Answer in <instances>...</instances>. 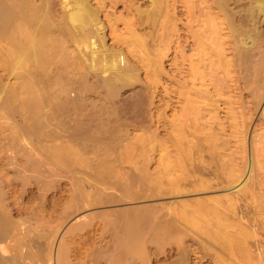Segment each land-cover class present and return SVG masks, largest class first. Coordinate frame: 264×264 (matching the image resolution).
<instances>
[{
	"label": "bare ground",
	"instance_id": "bare-ground-1",
	"mask_svg": "<svg viewBox=\"0 0 264 264\" xmlns=\"http://www.w3.org/2000/svg\"><path fill=\"white\" fill-rule=\"evenodd\" d=\"M181 1L188 16L184 28L177 22L178 11H171L176 7L173 1L171 10L169 3L167 9L163 7L165 14L169 12L167 25L172 19L169 29L166 27L168 30L161 22L162 11L158 13L157 8L156 14L153 11L161 1L149 0V5L144 6L146 11L152 9V14L160 16L159 23L168 31V38L162 32L166 35L160 37L159 42L155 40L157 33L153 34L155 29H151L148 40H139L134 32L136 40L131 37L132 40L148 45L154 52L156 49L155 53L148 54L147 48L145 52L136 50L137 46L131 49L133 43L129 42L130 38L125 40L126 36L121 38L125 40V47H105V26L99 18L100 10L90 0H61L60 19L54 17L51 0L41 4L32 0H0V41H7L5 50L11 61L7 81L0 85V129L4 127L10 134L32 132L39 139L37 144L45 140L42 147L45 151L46 147L50 148L49 155L46 153L40 160H53L65 166L72 164L73 159H82L84 151L96 153L98 147L116 148L125 142L132 143V138L136 139V144L146 146L149 137L147 134L143 137L144 133L151 128L165 131L170 137L169 144L165 140L167 136L155 139L160 148L155 186L164 196L183 197L178 205L187 208L179 218L167 221L156 220L146 207L130 218L122 216L114 236L127 243L121 251L123 261L125 254L138 255L140 245L139 251L143 254L149 241H159L162 235L176 236L175 233L185 227L190 244L198 249L197 255L202 259L217 258L227 262L225 264H264V124L259 126L264 122V105L259 106L264 94V0ZM166 2L170 1L163 0L164 6ZM97 40L101 42L100 50L96 47ZM168 42L173 43L172 68H165ZM126 47L132 51L134 60L128 58ZM17 68H24L26 72L15 71ZM65 72L77 76L76 84L64 77ZM141 72H144L142 77ZM13 76L21 77L16 84L10 81ZM242 83L243 88L248 86L250 90L248 105L241 96ZM125 86H130L129 94L116 99ZM230 86L235 94L223 97L224 90H228L227 94L232 91ZM90 92L97 99L90 97ZM61 93L71 95L72 99H64ZM237 95V100L233 99ZM219 101L233 105H227L226 109L223 106V118L218 116ZM50 104L63 109L68 116L72 115L71 109L80 105L85 110L72 118L71 131L59 142L56 139L60 134L43 130L51 120L47 112ZM145 121L150 123L145 125ZM137 128L142 129V134L132 135L131 131ZM106 133L109 134L107 139L101 137ZM74 134H79L78 138ZM225 135L231 136L234 142ZM106 162H102L103 166L97 164L106 169L105 174L112 173V166ZM99 165L97 170L100 171ZM103 170L100 171L102 176L110 179ZM140 170V175L131 177L129 182L122 181L123 184L118 180L117 184L126 186V182L132 184L137 179L143 183L148 179L145 162L141 163ZM191 195L196 197H185V200L184 196ZM166 207L170 208V204ZM4 214L0 213V264H25L24 258H17V252L7 254L11 224ZM181 238L184 240L183 236ZM181 244L179 251L184 254L186 245L183 246V241ZM143 255L141 257L148 259V262L142 259L143 262L149 264V257ZM51 257L48 259H53ZM56 257V264H67L62 263L60 254ZM43 261L46 264L45 259ZM127 262L125 264H129Z\"/></svg>",
	"mask_w": 264,
	"mask_h": 264
},
{
	"label": "rangeland",
	"instance_id": "rangeland-1",
	"mask_svg": "<svg viewBox=\"0 0 264 264\" xmlns=\"http://www.w3.org/2000/svg\"><path fill=\"white\" fill-rule=\"evenodd\" d=\"M32 1L36 4H41L44 0ZM51 1L54 17L56 19H60L63 8L61 0ZM159 1L161 2L158 3V5L155 7V10L153 11H156L154 12L155 14L158 11V13L162 11L161 13H163V15L161 13L159 15L161 16V18L164 17L163 20L165 22L160 18L159 15L152 14V9L146 11L144 6L146 5L145 7H147L149 5V0H90V2H92L95 6H98L100 10L99 18L105 26V47L109 49L115 47H125V40L129 41L131 39L129 41L130 43H133L130 45L131 49L137 46L136 50H138L139 48L138 51L145 52L147 50H150L149 53L147 52L148 54H150V52H154L152 51L154 50L153 48L151 50V48H147L148 45H141L140 43L135 42L134 40H136V35V38H138L139 40L141 38L148 40L150 37L149 34L154 29L155 31H153V34L154 32L157 33H155L156 35L154 34L156 41H158L160 37V39H162V37H164L166 34L168 38V31L165 32L164 30L169 29V24L171 23L172 19L169 21L168 26L167 22L170 19L169 12H166V14L164 12L167 9V3H169L170 5L171 1H173L174 3L175 0H168L170 2H166L165 6V2L162 3L163 0ZM173 3L172 5H176V7H172V5H170L168 6V9L171 10L170 8L172 7L173 9L171 11H173L174 9L178 11L179 19L177 22L180 26H183L182 28H184V24L185 22L187 23L188 16L187 13L184 12L185 10H183L184 8L181 4L183 2L181 0H177L176 3ZM163 7H166V9H164ZM156 8L158 9V11ZM140 9L143 11H139L138 13V10ZM144 9L146 12H144ZM142 12H144V15ZM148 14L149 17L147 18ZM153 15L154 17L152 18ZM150 18L152 19L150 20ZM159 19H161V22L162 24H164L165 29L162 27L161 23H159ZM158 28L159 30H157ZM133 29H135L137 32L135 30L131 31ZM134 32L136 33V35ZM162 32H165L166 34H164L163 36ZM130 33L132 35H130ZM124 37L125 40H123ZM131 37L134 38V40H132ZM121 38L123 39L121 40ZM100 43L101 42L99 40L96 41V47H98L97 49L99 50L102 48ZM156 44L158 43L156 42ZM150 45L152 46V43L149 44V47ZM167 45L168 60H165V68H172L170 64L172 61L173 43L168 42ZM7 46V41L5 39H2L0 41V59L2 60V63L0 60V85L7 81L11 66L10 57L9 55H7L5 50ZM144 48H147V50ZM125 49L128 58L131 61L134 60L135 57L132 54V51H128L127 47ZM19 70L25 71L24 68L15 69V71ZM140 74V76L142 77L144 75V72H141ZM63 75L64 77H67V79L71 83H75L77 78L76 75L70 72H65ZM20 78L21 77L16 79L13 76L10 77V81H15L13 83L16 84L20 80ZM165 83L168 84L169 80L165 81ZM242 86L243 83L241 87ZM230 88H232V91H230L231 93L229 92L230 95L227 94L228 90H226L227 92L224 90L223 97H232L231 94H235V92L233 93L234 88L232 86H230ZM248 88L249 87L247 86V88H243L244 90L242 89L243 95L241 96L243 97L245 105H248V100L250 99V94H248L250 90ZM130 90V86L123 87L118 92L116 99L119 97L126 96L127 94H129ZM121 93H123L122 96ZM72 94H74V92ZM78 94H84V92H79ZM89 95H91L90 97H94V99H97V96H93L92 92H90ZM61 96L64 99H72V96L69 94L61 93ZM237 98L238 95L236 97H233V99L236 100ZM218 103L220 105V108L217 109L219 111L218 116H221L223 118L225 117V107L231 104L229 103L223 105L222 101H219ZM260 105H264V94L262 95V99L259 106ZM51 106L52 105L50 104L47 111L49 112L51 120L47 123L46 127L43 130H54L56 134H60L61 137L56 139V141L59 142L61 138H65L63 136L68 135V131H71V126L74 124L72 118H74V116L78 115L79 113L85 112V110L82 105H80L77 109H71L69 112L72 115L68 116L63 109L53 108ZM223 106L225 109L223 108ZM89 108L90 105L88 106V109ZM258 108L255 111H258ZM22 121H25V119H23ZM255 122H257V119ZM149 123L150 121H145L143 124L147 125ZM263 124L264 122H260L259 126L261 127ZM6 130L3 127L0 131V197L2 198H0V208L2 209H0V213L4 214L7 212L6 214H4L6 216L5 220L11 224L9 225L11 227H9L8 229V235H10V237H7V242L11 241L10 243H8V255H10L11 253L13 254V252H17V258L19 260H23L24 258L25 264H44V259L46 264H49L50 260V264H56V256L58 254H60V260L62 261V263L67 264H125V262H127L128 260L130 261L127 262L129 264H146L148 262V259L146 260V257H141V255L144 254V251H146V255L143 256L149 257V264H220L219 262L222 261L217 260V258H213V260L212 257H204L203 259L202 257L200 258V256L197 255L198 249H194L193 245L190 244V236L189 234H187L188 232L184 230L185 227L182 226L181 227L184 228L183 231L186 234L179 229L180 232L178 231L177 233H175L176 236H171L174 234L169 233L171 235H162L163 237L165 236L164 238H162V236L160 235V240L163 241H149L147 243V246L145 244L146 249L144 248V251H142L143 254H140L139 250L142 248L140 245V249H138L137 251L138 255L134 254V256H132L130 253V255L125 254L124 257L127 256L128 259L126 257L123 261L124 258L121 251L123 249L122 247L126 246L127 243L125 241L123 242L121 240L116 239V235L114 236L116 230H118L117 226L119 227V221L123 220L124 218L122 216H129L130 218L131 216H135L139 213H142L141 209L146 207L149 208L148 211L151 212V215H154L156 220L167 221L174 219V217L179 218L181 213L184 212L182 210H186L185 208H187L184 207L183 209L181 208L183 207L182 205H178L180 198L183 199V197L176 198L173 196L171 197L170 195H168V197L166 195L164 196V194L162 195L158 193L159 187L156 188L155 186L156 184L154 176L155 170L157 169L160 149L158 147V142H156V138L160 139L162 136L168 137L165 131L159 132V130L156 131L151 128L150 132L148 131L147 133H144L142 135L143 137H149V139H146V146H142L143 144L140 143L136 144V139L132 138V143L125 142L123 143V145H119L116 148L104 149L102 147H98L99 149H97L96 153H93L91 151H84L82 154L83 158L77 160L73 159L72 164L71 162L69 163V165L71 164L70 166L68 165L69 167L67 165L66 167L65 164L61 163L62 165H64L65 168H67L65 169L63 166H61V164L58 165L59 163L57 161V163H54L53 160H40L42 156L46 157V153L50 149L46 147L45 149L47 151H45L44 147H42V144H46L45 140H43L42 143L40 142V144H37L39 143L37 142V140L39 139H36L37 137L30 131H26L23 133L17 131L18 133L11 132L10 134L9 131ZM136 133L137 135L142 134V129L137 128L136 130L131 131L132 135H135ZM137 135L136 137H140ZM74 136L78 138L79 134H74ZM7 137L9 140L7 139ZM101 137L107 139V137H109V134L106 133L105 136ZM167 137L165 140H170V137H168L169 139ZM224 137L231 139L232 143L234 142V139L231 136L225 135ZM6 139L8 140V142ZM33 140L35 142H32ZM147 140H149L150 142ZM168 142L170 141H167V143ZM49 143L50 142H48V144ZM203 144L206 143L203 142ZM261 144H259V146ZM77 149L82 152L81 149ZM14 157H16V159ZM107 160H109L110 163H107ZM102 162H106L107 164L112 166L113 174L111 172H106L107 174H109V176H111L110 179L107 178V176H102L103 172H100L104 169L99 165L101 163V166H103ZM143 162H145L146 164L148 179H145L143 183L141 182L142 180L140 181L139 179H137L135 183H132L133 185L129 183L127 185L126 182L125 184L127 187L117 184L118 180L120 182H129L130 179H132L131 177H136L137 175H140V173L142 172L140 170V165ZM98 165L100 167V171L99 169L97 170ZM105 171L104 175H107L105 174ZM100 175L103 177V179L105 178V181H103V179L102 181H100V179L102 178L99 177ZM124 182L122 183L124 184ZM13 193H15V195ZM212 194L213 193H209V195ZM185 197L188 199L193 197L195 198L196 196L191 195L184 196V198ZM167 204H170V208L166 207ZM145 210L147 209H144L143 211ZM112 220H115V222H113ZM108 221H112V223L114 224L110 226V224L112 223L109 224ZM9 232L11 234H9ZM182 236L184 240H182ZM182 241L183 246L186 245L184 254L183 252H180V249L182 247ZM188 242L190 245L188 244ZM50 243L51 245H49ZM58 248L60 253L58 251ZM26 249H28V251H26ZM44 249H46V251L51 250L49 251L50 254L48 253V257L52 256L51 258L53 259H48V257L46 258L47 253ZM37 251L40 254H36L38 253ZM154 251L157 253H155ZM26 252H28L29 254ZM24 253L27 255H25ZM117 254H119V256ZM180 254L182 255L180 256ZM131 256L132 258L129 259V257ZM136 256H139L141 258L139 259ZM30 257L33 258L31 259ZM133 258L137 259L135 260ZM142 259L147 262L144 263ZM156 261L157 263H155ZM223 263L225 264L227 262L222 261V264Z\"/></svg>",
	"mask_w": 264,
	"mask_h": 264
}]
</instances>
